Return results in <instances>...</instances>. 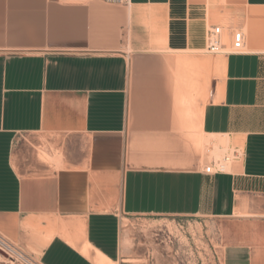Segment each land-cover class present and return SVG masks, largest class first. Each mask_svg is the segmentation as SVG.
<instances>
[{
  "label": "crops",
  "instance_id": "crops-1",
  "mask_svg": "<svg viewBox=\"0 0 264 264\" xmlns=\"http://www.w3.org/2000/svg\"><path fill=\"white\" fill-rule=\"evenodd\" d=\"M214 26L230 50L193 116L203 152L226 140L241 158L206 175L188 155L136 154L131 126L138 144L176 136L149 140L132 66L198 54ZM136 216L214 221L220 264H264V0H0V235L39 264H117Z\"/></svg>",
  "mask_w": 264,
  "mask_h": 264
},
{
  "label": "rangeland",
  "instance_id": "rangeland-1",
  "mask_svg": "<svg viewBox=\"0 0 264 264\" xmlns=\"http://www.w3.org/2000/svg\"><path fill=\"white\" fill-rule=\"evenodd\" d=\"M211 24L219 25L216 21ZM221 42L227 47L223 52H228V43L223 39ZM206 46L205 39V46L198 54L155 50L132 66V72L140 76L136 82L141 91L139 108L147 111L148 122L153 126L147 130L149 140L169 134L176 136L175 142L170 144H138L136 136L145 130L131 126V146L136 154L141 151L143 156L150 158L159 154L167 157L188 155L202 168L204 164L221 161L225 156L226 140L221 143L223 151L218 155L203 152L201 145L205 138L199 132V121L193 116L203 107L208 77L213 81L211 90L221 82L224 54H207ZM185 60L192 65L178 69L179 62ZM199 73L203 78L194 95L187 88L180 87ZM164 120L170 121L169 128H160ZM215 141L220 142L219 139ZM216 229L214 221L199 218L129 217L121 222L117 264H220Z\"/></svg>",
  "mask_w": 264,
  "mask_h": 264
},
{
  "label": "built area",
  "instance_id": "built-area-1",
  "mask_svg": "<svg viewBox=\"0 0 264 264\" xmlns=\"http://www.w3.org/2000/svg\"><path fill=\"white\" fill-rule=\"evenodd\" d=\"M106 4L127 6L130 0H101ZM222 33L219 26L211 27L207 33V54H225L223 52ZM243 48V35L239 31L233 32L232 46L233 52H240ZM242 154L238 148H234L226 154L221 161L211 162L205 166L203 173L206 175H215L224 173V166L232 161L239 160ZM0 264H39L32 257L14 246L8 240L0 235Z\"/></svg>",
  "mask_w": 264,
  "mask_h": 264
},
{
  "label": "bare ground",
  "instance_id": "bare-ground-1",
  "mask_svg": "<svg viewBox=\"0 0 264 264\" xmlns=\"http://www.w3.org/2000/svg\"><path fill=\"white\" fill-rule=\"evenodd\" d=\"M219 153H218V151L217 150H215L214 151V153H213V155H218ZM230 163H228V164H226L225 166H224V171H229L230 169ZM231 171V170H230ZM85 252V251H84ZM86 254V253H85ZM95 263L96 264H111V263H109V261H107L105 258H102V257H100V258H95Z\"/></svg>",
  "mask_w": 264,
  "mask_h": 264
}]
</instances>
